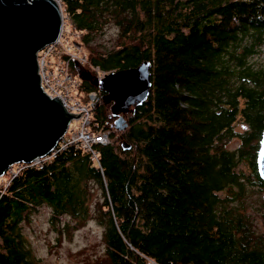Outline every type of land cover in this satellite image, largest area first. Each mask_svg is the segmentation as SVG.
<instances>
[{
    "label": "trees",
    "instance_id": "obj_1",
    "mask_svg": "<svg viewBox=\"0 0 264 264\" xmlns=\"http://www.w3.org/2000/svg\"><path fill=\"white\" fill-rule=\"evenodd\" d=\"M58 1L88 66L117 72L148 61L151 87L121 132L108 105L96 107L93 122L111 142L95 145V159L73 145L4 174L0 264H33L20 224L42 205L77 223L96 212L107 264H264V230L247 201L264 193V0ZM109 24L112 47L94 44ZM256 204L264 222V197Z\"/></svg>",
    "mask_w": 264,
    "mask_h": 264
},
{
    "label": "water",
    "instance_id": "obj_2",
    "mask_svg": "<svg viewBox=\"0 0 264 264\" xmlns=\"http://www.w3.org/2000/svg\"><path fill=\"white\" fill-rule=\"evenodd\" d=\"M62 25L58 0H0V176L14 164L48 155L67 133L70 120L83 116L65 110L40 83L37 52L57 40ZM75 69L82 81L103 93L102 103L116 117L114 129L123 131L124 115L133 113L149 94V62L100 80L80 65ZM121 147L130 149L125 142ZM256 163L264 181V132Z\"/></svg>",
    "mask_w": 264,
    "mask_h": 264
},
{
    "label": "rangeland",
    "instance_id": "obj_3",
    "mask_svg": "<svg viewBox=\"0 0 264 264\" xmlns=\"http://www.w3.org/2000/svg\"><path fill=\"white\" fill-rule=\"evenodd\" d=\"M59 4L68 32L66 39L70 43H80L81 33L76 32L71 21L65 19L64 7L60 2ZM116 38V29L112 24H109L95 36L94 44L110 48ZM83 46L85 47V45ZM84 50L86 51L85 48ZM256 62L264 64V50ZM107 107L110 110V105ZM236 145L237 142L232 141L229 147L234 148ZM8 180L6 175L0 176V186H6ZM91 195V203L101 198L100 191L96 188L93 189ZM259 197L263 200L264 193L255 188L249 193L247 201L253 205L248 211L254 218L257 229L262 231L264 222L255 210ZM90 207L92 208L93 204H90ZM95 213L90 211L86 218L77 223L65 216L54 219L52 211L45 205L31 212L20 224V231L23 245L29 251L33 264H107L105 263V245L102 238L103 228L98 224V221L93 219L92 215Z\"/></svg>",
    "mask_w": 264,
    "mask_h": 264
},
{
    "label": "built area",
    "instance_id": "obj_4",
    "mask_svg": "<svg viewBox=\"0 0 264 264\" xmlns=\"http://www.w3.org/2000/svg\"><path fill=\"white\" fill-rule=\"evenodd\" d=\"M65 26L66 22L63 18L62 29L57 40L37 52L40 83L50 98L57 97L61 100L65 110L73 114L83 112V116L70 120L67 133L48 155L37 158L29 164L18 163L11 166L8 172H12L13 175L25 166L41 165L50 160L56 152L73 145L80 146L95 159L97 155L95 145H106L111 142L109 131H100L99 124L92 119L94 110L102 103V94L99 90L84 91L82 89V80L78 77L75 66L80 65L99 80L115 71H102L98 67L88 66L85 47L81 42H68ZM76 35L79 34L76 33Z\"/></svg>",
    "mask_w": 264,
    "mask_h": 264
}]
</instances>
